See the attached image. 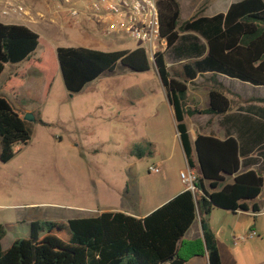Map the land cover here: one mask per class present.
Instances as JSON below:
<instances>
[{"label":"trees","instance_id":"1","mask_svg":"<svg viewBox=\"0 0 264 264\" xmlns=\"http://www.w3.org/2000/svg\"><path fill=\"white\" fill-rule=\"evenodd\" d=\"M162 36L172 47L179 33L195 30L207 39L209 52L194 62L192 79L198 73L223 74L253 86L264 85V0H242L233 3L226 14L195 18L180 26L178 0H159ZM42 37L25 25L0 22V77L5 64L27 61V67L9 78L3 89L14 102L26 83L29 70L42 73L43 53L31 55L41 46ZM55 57L71 94L81 93L103 74L118 66L138 73L152 68V60L143 48L100 51L82 47H56ZM157 74L165 88L177 122V133L189 167L199 169L196 192L184 189L174 198L144 218L120 211H105L98 216L30 224V237L16 239L4 250L7 231L0 224V264H185L208 255V264H221L218 239L210 226L214 209L248 211L264 187V178L256 171L241 172L242 160L238 142L229 137L219 140L198 135L191 141L186 117L198 114L188 107V85L169 72L163 53H156ZM154 63V62H153ZM189 65H186V69ZM231 109L228 97L214 89L203 114L222 115ZM41 125L46 123L38 119ZM0 160L10 161L32 140L28 122L12 104L0 96ZM133 153L138 158L152 156L154 145L145 143ZM231 177L233 182H227ZM251 211L257 213L256 205ZM201 221L203 237L185 238L189 228Z\"/></svg>","mask_w":264,"mask_h":264},{"label":"rangeland","instance_id":"2","mask_svg":"<svg viewBox=\"0 0 264 264\" xmlns=\"http://www.w3.org/2000/svg\"><path fill=\"white\" fill-rule=\"evenodd\" d=\"M199 1L200 14L212 1L211 9L224 6L225 10L240 0ZM40 2V8L30 9L29 23L43 39L32 57L43 53L44 67L41 76L34 69L28 72L23 94L33 100L19 110L23 114L29 110L35 116V121H28L32 140L10 161L0 160V224L7 231L2 242L4 250L16 239L30 237L32 221L67 223L102 211L145 213L159 204L169 177L179 173L178 167L184 164L174 114L152 59V68L146 73L120 65L81 93L71 94L65 89L54 49L62 46L122 51L141 48L142 43L120 35L104 36L101 26L86 14L81 13L75 22L62 7V0ZM71 2L83 8L79 0ZM182 5L185 19L189 10L185 3ZM0 17L12 21V16L1 12ZM24 66L8 64L0 77V96L16 109L2 84L14 70ZM38 119L46 124L41 125ZM159 129L165 139L157 143V150L162 154L174 150L176 156L170 170L164 167L155 174L149 172L155 159H140L133 151L135 146L144 148V139L157 136Z\"/></svg>","mask_w":264,"mask_h":264},{"label":"crops","instance_id":"3","mask_svg":"<svg viewBox=\"0 0 264 264\" xmlns=\"http://www.w3.org/2000/svg\"><path fill=\"white\" fill-rule=\"evenodd\" d=\"M84 1L85 0H79L82 6H84ZM23 2L29 12L30 9L33 10V7L40 8L42 5V2L38 3L39 0H23ZM178 2L181 7L180 26L187 21L194 20L195 18H209L222 13L226 14L233 3H238H231L225 10L223 9L225 8L223 6L219 11L216 10V8L211 9L213 6L212 1L208 5H205L203 13L199 14V0H182ZM182 2L185 3L184 6L189 10L188 13H186L185 19L182 18ZM186 3L188 4L186 5ZM47 6L50 8L49 4H47ZM11 20L12 21H5L0 17L1 23L25 25L31 28L30 24L32 23L28 22V16H12ZM208 52L209 45L207 39L195 30H190L180 32L178 41H176V43L164 53V58L170 74L188 85V107L199 110L198 114L187 116L185 120L189 127L188 130L191 141L195 145L198 135L213 136L219 140H225L232 137L239 144V152L242 160L241 172L248 170L256 171L264 178V85L253 86L251 83L242 82L233 79L232 77L210 71L198 73L197 76L192 79L188 78L187 74L195 69L194 62L205 58ZM32 55L31 58L33 59L34 57H32ZM24 63L25 66L23 68L18 67V69L14 70V73L9 75L2 84V90L9 98L11 97L5 93L3 87L9 78L14 77L18 71L27 67V61L16 64L20 65ZM7 65L8 64H5V68ZM186 65H189V68L186 69ZM153 66L157 74L155 64ZM37 73L41 76V73ZM158 79L162 86V91L166 96L165 88L163 87L160 78ZM27 85V83H24L23 87L20 88L19 99L17 102H14L18 108L14 109L23 118L26 113H31V111L25 109V114H23V111L19 110H23L24 103L27 104V102L33 100L30 95H28L29 97H24L23 93ZM213 89L225 94L230 100L231 109L222 115L213 116L212 114H203L201 112L208 108L209 93ZM27 98L30 99L28 100ZM169 105L173 112V107L170 102ZM173 116L175 118V115ZM148 137L149 139H144L145 143L151 142L154 145V154L149 156L155 159L152 165L160 168V172L164 167L169 169L171 162L175 160L176 153L172 150L170 154H162L161 151L157 150V143H162L165 139L164 132L159 129L157 136L149 135ZM176 137L177 140L180 141L178 133ZM160 138L162 140H160ZM180 145L184 157V164L178 167L179 173L177 172L175 176L174 174H171L169 177L168 185L163 192V197L159 204H156L155 206L153 205V207L145 213H135L130 211H125L124 213L134 215L138 218H144L153 210L155 211L161 205L165 204L185 189L180 179V172L185 170L189 164L183 152L181 142ZM194 171L200 175L199 169L195 168ZM228 182L232 183L233 179L228 177L226 183ZM255 205L258 210L257 213L251 211V208ZM248 207L250 210H239L236 213L223 209H214L212 211L210 216V226L218 239L217 244L222 259L221 264H264V187H262L259 197L254 202L249 203ZM103 212L105 211H102L101 213ZM200 224L201 221L198 219L193 225H191L185 238L191 241L201 239L203 234ZM251 231H255L257 236L245 241L238 240ZM208 262V255H205L196 257L185 264H208Z\"/></svg>","mask_w":264,"mask_h":264},{"label":"built area","instance_id":"4","mask_svg":"<svg viewBox=\"0 0 264 264\" xmlns=\"http://www.w3.org/2000/svg\"><path fill=\"white\" fill-rule=\"evenodd\" d=\"M62 7L75 22L86 14L101 26L104 36H124L142 43L147 55L154 61L155 54L168 51V42L162 36L163 26L160 17L159 0H85L83 8L72 5L71 0H62ZM0 12L3 16H32L23 0H0ZM149 172L158 174L160 168L149 166ZM199 175L193 168L187 167L180 172V179L186 190L196 192ZM257 236L255 231L238 239L245 241Z\"/></svg>","mask_w":264,"mask_h":264},{"label":"water","instance_id":"5","mask_svg":"<svg viewBox=\"0 0 264 264\" xmlns=\"http://www.w3.org/2000/svg\"><path fill=\"white\" fill-rule=\"evenodd\" d=\"M154 60H155V58H154ZM154 62V64H155V61H153ZM24 120L26 121V122H30V121H35L36 119H35V116L33 115V114H31V113H29V114H27L26 116H25V118H24ZM240 211H244V210H240Z\"/></svg>","mask_w":264,"mask_h":264}]
</instances>
